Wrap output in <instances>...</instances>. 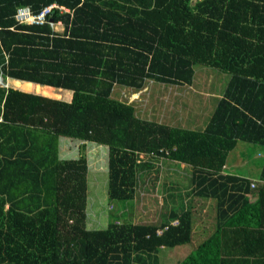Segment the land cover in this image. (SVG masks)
Masks as SVG:
<instances>
[{"label": "trees", "instance_id": "16d2710c", "mask_svg": "<svg viewBox=\"0 0 264 264\" xmlns=\"http://www.w3.org/2000/svg\"><path fill=\"white\" fill-rule=\"evenodd\" d=\"M50 3L67 11L53 8L40 25L14 19L18 7L36 13ZM195 64L206 75L198 91L215 99L201 129L145 117L123 97L146 86L159 97L171 86L170 111L182 110ZM219 71L228 75L222 87L207 79ZM0 75L44 94L50 88L37 84L70 91L55 98L0 86V264H158L160 247L189 241L191 211L172 207L159 223L126 217L154 156L189 166L191 196L215 201L218 234L175 264H225L212 249L219 217L250 206L249 180L222 167L237 141L264 150V0H0ZM60 137L107 146V203L122 208L106 209L101 228L87 225L85 157L59 158ZM259 171L264 181V156ZM228 222L238 236L264 239V223ZM243 241L227 264H264Z\"/></svg>", "mask_w": 264, "mask_h": 264}, {"label": "rangeland", "instance_id": "374dc122", "mask_svg": "<svg viewBox=\"0 0 264 264\" xmlns=\"http://www.w3.org/2000/svg\"><path fill=\"white\" fill-rule=\"evenodd\" d=\"M203 66L195 64L193 69L195 71L197 79L194 86L196 89L189 87L187 94L181 93V98L184 97L185 106L183 103H179L182 110L168 111L167 100H172L176 95L177 89L169 86L171 92H163L159 97L156 96L155 91L145 90V87L141 90H138L129 97L125 95L128 102H131L133 105L139 104L141 111L144 113L145 117L152 118L153 120H158L166 124H173L174 126L184 127L189 129H201L203 124L207 121V118L210 114V100H215L212 97H208L206 104L203 106L202 98H207V94H202L198 91L199 88H202L203 80L206 78V75L202 76L203 73L200 72V69ZM209 73V72H208ZM212 74V73H210ZM208 74V81L215 83H223L227 80L228 75L226 72H215L211 76ZM9 81V78L6 80L2 78V83L6 82L7 86L17 88L22 91L42 94L49 97L63 98L61 91L63 89H58L60 92H56V88H51V86L37 84L41 88H50V94H44L43 92H37L33 89L32 85L36 83H30L29 87H23L22 81L13 80ZM8 81V82H7ZM17 82V83H15ZM150 83V81H149ZM208 83V82H207ZM161 87L162 84L156 83ZM3 87V85H2ZM220 87H217V92H219ZM174 88V90H172ZM183 90V89H181ZM185 91V90H184ZM199 95V97L196 95ZM180 93H178L179 95ZM171 97V98H170ZM66 98V97H65ZM118 99L120 96L118 95ZM175 100H178L174 98ZM210 99V100H209ZM215 103V102H214ZM144 104V105H143ZM176 103H174L175 105ZM165 116V117H164ZM171 118L170 121H166V118ZM185 119H187L185 121ZM58 153L61 158L71 157L77 158L80 155H84L87 165V183H86V215L87 223L89 228H101L105 224L104 216H108V211L112 210L120 212L122 204L118 201L113 202V207L108 205L107 195H106V180H107V168H106V151L107 146L103 144H98L92 141H82L78 139H67L60 137L58 143ZM264 156L263 148L258 144L246 143L242 141H237L235 146L228 151L226 156L225 164L227 165V171L247 174L250 177H256L258 170L261 167V162ZM147 161L152 163L151 168L143 171L140 180H143L137 188L136 193L133 199L127 201V209H123L126 212V217L131 215V222L142 224V223H159L162 219L161 213L165 210L164 203L167 201L165 199H160L163 197L161 190L168 187L172 190L171 197L168 199L169 202H176V205L181 202L182 197L181 188L183 186L188 187L190 181V168L189 166L182 164L180 162L172 161L169 159H164L162 157H148ZM178 165V166H175ZM176 167L171 169L170 167ZM232 170V171H231ZM153 184V186H152ZM187 189V188H186ZM185 192V190H184ZM149 193V194H148ZM189 195V191L185 192V198ZM108 211H107V210ZM117 212V213H118ZM130 212V213H129ZM104 215V216H103ZM130 217V216H129ZM160 230V229H159ZM157 229V231H159ZM156 231V232H157ZM191 239L187 243L179 244L176 247H166L163 248L165 253H157L159 264H175L177 260L181 258L183 252L187 253L194 247L195 236L192 232ZM175 256H178L175 257Z\"/></svg>", "mask_w": 264, "mask_h": 264}, {"label": "crops", "instance_id": "0c3cea01", "mask_svg": "<svg viewBox=\"0 0 264 264\" xmlns=\"http://www.w3.org/2000/svg\"><path fill=\"white\" fill-rule=\"evenodd\" d=\"M49 25L56 32H62L63 24L59 20H57L56 22H53V23H49ZM5 79L7 80L8 78H5ZM9 81H12V80L9 79ZM5 84L7 85L6 82H5ZM147 87L148 86L145 87V90L147 89ZM51 88H54V87H51ZM56 89H57V90H55L56 92L57 91L60 92V90H58L59 88H56ZM69 92L70 91L63 89V91H61V95L64 96L63 98L69 97V95H70ZM124 92H126L127 96L129 97L130 95L134 94L137 91L133 92V91L125 90ZM125 95H123V97ZM203 98H205V97H203ZM167 103H168L167 109H168V111H170V108H171V106L169 105L170 101H168ZM58 156H59V154H58ZM59 158H61V157L59 156ZM66 158H69V157H66ZM175 166H178V165H175ZM170 168L174 169L176 167L171 166ZM259 170H260V168H259ZM259 170H258V174L256 177H254V176L250 177L247 174H239V173L234 172L235 175L245 177L249 180V184H248L249 192L246 193V203L250 206V208H245V209H247V210H245L242 207L243 213L241 216L237 212H232L233 211V209H232V211L226 210L219 217L220 226L223 227L222 229H224V230H223L222 235H220V239L219 238L213 239L212 249H214L215 247L219 248V251L222 253L221 257L222 256L225 257V264H227V260L230 257L237 254V251H236L237 247L236 246L240 245V242L242 241L243 238H244L243 246L246 250L254 249L255 251H257V253H263L264 254V239L257 241L255 238H252V237H250L249 239H245L244 236L241 237L242 235L238 236L236 234V232H241V231L233 230V229H236L237 226L231 225V224H233V222L232 223L228 222L229 218H233V220H237V221H244V222H246V224H250L249 226H247L249 229H251L252 227H255V225L258 222L261 223V225H263L262 223H264V181L262 179H260V176H259L260 171ZM222 173L233 174L232 172L227 171V165L226 164H224V166H223ZM87 174H88V172H87ZM86 178H87V175H86ZM152 186H153V184H152ZM187 186L188 187L183 186L181 188L182 197L180 199L182 201L179 202L177 205H176V202H174V201H172V202L168 201V199L171 197V192H172V190L169 188V184H168V187L166 188V190H165V188L161 190V192L163 191L161 193L163 195V197H161V195H160V199L167 200L164 203L165 210L161 213V215H162V219L167 218L169 216L168 213L172 207H175L177 209L178 208L180 209L182 207L190 209V211H191L190 237L192 236V232H194L195 244H194V247L192 248V249H194L199 243H202L206 239L210 238V236H214L215 233L218 234L216 232L215 201L211 198H199V197L191 196V193H190L191 183H190V181H189V184ZM184 190H185V192L189 191V195L186 198H185ZM226 204L227 203L225 202V205H223V208L226 207ZM230 215H232V216H230ZM170 223L174 224V223H176V220H172ZM262 228H264V225ZM262 228H260V229H262ZM173 247H176V246H173ZM163 248H166V247H160L159 252H162ZM163 252L165 253V251H163ZM187 253L183 252V254L181 255V258H183ZM175 257L178 258V256H175ZM249 259H251V258H249ZM177 261H179V260H177ZM158 264H159V262H158ZM221 264H224L223 261Z\"/></svg>", "mask_w": 264, "mask_h": 264}, {"label": "built area", "instance_id": "2783aa9c", "mask_svg": "<svg viewBox=\"0 0 264 264\" xmlns=\"http://www.w3.org/2000/svg\"><path fill=\"white\" fill-rule=\"evenodd\" d=\"M53 8H58L59 10L67 11L66 8L56 5L55 3H50L43 6L36 13H31L28 7L23 6V7H18L15 10L14 19L18 23L40 25L46 21L48 15L50 14ZM160 231L161 230L157 231V233H160Z\"/></svg>", "mask_w": 264, "mask_h": 264}, {"label": "water", "instance_id": "95a60500", "mask_svg": "<svg viewBox=\"0 0 264 264\" xmlns=\"http://www.w3.org/2000/svg\"><path fill=\"white\" fill-rule=\"evenodd\" d=\"M48 20L51 21V18H49ZM2 85H3V86H6L5 83H2V77L0 76V86H2Z\"/></svg>", "mask_w": 264, "mask_h": 264}, {"label": "clouds", "instance_id": "9594fccd", "mask_svg": "<svg viewBox=\"0 0 264 264\" xmlns=\"http://www.w3.org/2000/svg\"><path fill=\"white\" fill-rule=\"evenodd\" d=\"M48 21H49V20H48ZM49 23H53V22H52V20H51V21H49ZM3 83H4V82H3ZM223 166H224V165H223ZM222 169H223V167H222Z\"/></svg>", "mask_w": 264, "mask_h": 264}]
</instances>
